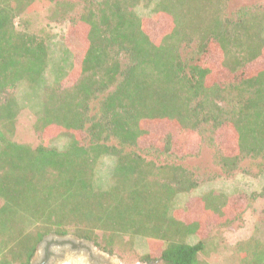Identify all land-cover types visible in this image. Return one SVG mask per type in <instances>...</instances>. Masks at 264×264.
<instances>
[{"label": "trees", "instance_id": "trees-1", "mask_svg": "<svg viewBox=\"0 0 264 264\" xmlns=\"http://www.w3.org/2000/svg\"><path fill=\"white\" fill-rule=\"evenodd\" d=\"M84 1L69 27L80 52L64 36L57 61L29 25L50 9V20H65L75 4L0 0V264H32L49 233L100 246L97 231L110 234L109 252L114 234L147 239L142 262L212 264L206 255L220 244L210 224L236 220V198L251 204L264 185L209 189L183 209L179 195L208 180L146 152L180 157L208 137L227 172L247 157L264 161V2ZM29 113L36 135L66 136L65 146L26 141L18 130ZM151 124L172 127L177 140L164 143ZM232 259L264 264V242L251 235Z\"/></svg>", "mask_w": 264, "mask_h": 264}, {"label": "rangeland", "instance_id": "rangeland-1", "mask_svg": "<svg viewBox=\"0 0 264 264\" xmlns=\"http://www.w3.org/2000/svg\"><path fill=\"white\" fill-rule=\"evenodd\" d=\"M71 4H75V12L72 13L67 19H55L50 20L51 9L46 12H40L37 18H33L29 25L30 30L39 32L43 37H46L51 42V54L53 58L59 60V56L62 55V42L64 36L69 37L72 45L78 47L80 52V41L76 38L77 33L75 30H70L71 21L77 18L83 11L84 0H64ZM256 2H264V0H233V5L243 4L251 5ZM138 12L147 17L150 14L149 7L141 4L138 6ZM25 86H19L16 91L18 95L24 92ZM30 114V113H29ZM32 114L25 115L20 120V126L18 133L22 137H26V141L34 142V144H47L57 145L59 147L65 146L66 136H57L53 138H42L36 135L30 124ZM151 132L156 136H166L167 138L162 140L164 143L166 140L175 142L178 132L166 124H151L148 127ZM169 137V135H171ZM148 141L143 144H148ZM167 142V141H166ZM177 145H172L175 149L179 146V140ZM193 148V147H192ZM187 155L180 157L170 156L168 154H155L154 152H146L147 157L153 158L157 162L161 163H177L185 167H188L196 172L200 173L206 180L202 183L198 189L191 193H182L176 199V205L187 209L185 205L188 198L203 194L209 189H218L227 193H233L235 191H246L248 193L259 191L264 185V161L261 158L247 157L241 161L239 167L232 171L227 172L220 163V150L217 144L210 141L207 137L206 141L200 148L192 149ZM112 165V159L108 156H104L99 164L101 175L105 176V171ZM236 198L235 203L236 220L230 223L215 224L211 223L213 236L219 240V248L212 250L206 255V259L212 262V264H233L232 254L238 244L244 240H247L251 235L258 237L264 242V196H260L257 200L251 202L248 201V196L242 193ZM216 225V226H215ZM217 227V228H215ZM109 233L103 231H97V239L100 242V246L96 248L102 251L105 247V240L109 238ZM215 238V239H216ZM112 252L106 254L107 257L105 264H161L160 262L146 263L141 261V256L148 249L147 239H140L131 235L114 234L113 237ZM94 243V242H93ZM100 248V249H99ZM75 264H93L90 260H84L83 258L75 259ZM97 264V263H94Z\"/></svg>", "mask_w": 264, "mask_h": 264}, {"label": "flooded vegetation", "instance_id": "flooded-vegetation-1", "mask_svg": "<svg viewBox=\"0 0 264 264\" xmlns=\"http://www.w3.org/2000/svg\"><path fill=\"white\" fill-rule=\"evenodd\" d=\"M96 248L93 241L84 237L49 233L38 244L32 264H75L73 261L77 258L105 264L106 258L110 257L105 255L110 252L104 248L97 252Z\"/></svg>", "mask_w": 264, "mask_h": 264}]
</instances>
